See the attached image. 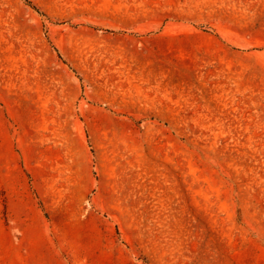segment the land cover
<instances>
[{"label":"rangeland","instance_id":"obj_1","mask_svg":"<svg viewBox=\"0 0 264 264\" xmlns=\"http://www.w3.org/2000/svg\"><path fill=\"white\" fill-rule=\"evenodd\" d=\"M0 264H264V0H0Z\"/></svg>","mask_w":264,"mask_h":264}]
</instances>
